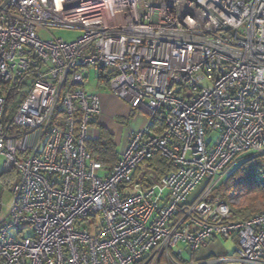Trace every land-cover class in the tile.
I'll return each instance as SVG.
<instances>
[{
    "label": "built area",
    "instance_id": "obj_1",
    "mask_svg": "<svg viewBox=\"0 0 264 264\" xmlns=\"http://www.w3.org/2000/svg\"><path fill=\"white\" fill-rule=\"evenodd\" d=\"M5 1L0 85H28L9 125L0 88L3 173L17 175L0 264H264V209L236 219L221 193L264 159V0ZM51 28L81 34L42 38ZM90 68L149 114L111 169L86 148L102 112ZM156 155L173 170L136 179ZM216 238L233 251L199 257Z\"/></svg>",
    "mask_w": 264,
    "mask_h": 264
},
{
    "label": "trees",
    "instance_id": "obj_2",
    "mask_svg": "<svg viewBox=\"0 0 264 264\" xmlns=\"http://www.w3.org/2000/svg\"><path fill=\"white\" fill-rule=\"evenodd\" d=\"M108 82V81H107ZM28 85L24 82L21 86H12L9 84L0 85L1 94L6 100L5 120L7 125L11 123V118L15 114L21 99V89ZM163 112H158L154 117L152 131L159 133L163 130ZM87 150L92 157L101 162L107 169H111L119 161V153L116 149L113 135L105 128H100V135L97 139H90L86 144ZM149 174L159 179L161 176L173 170L171 162L154 156L144 163ZM9 177L17 179L16 173H2L0 180L6 187L10 186ZM147 182L145 176L144 179ZM148 181H151L149 177ZM222 195L225 198H233L231 207L236 219H248L253 214L264 209V159L254 158L246 161L236 170L234 175L223 186Z\"/></svg>",
    "mask_w": 264,
    "mask_h": 264
},
{
    "label": "crops",
    "instance_id": "obj_3",
    "mask_svg": "<svg viewBox=\"0 0 264 264\" xmlns=\"http://www.w3.org/2000/svg\"><path fill=\"white\" fill-rule=\"evenodd\" d=\"M97 82L99 85L104 87L106 93L102 97L103 112H101V114L96 118L95 122L92 124V139H97L99 137L101 127L105 128L107 131L110 132V134L113 135L116 149L119 153L120 158L128 147L132 131L144 128V126H146L148 122L149 114L143 109H133L130 101L123 100L117 94L111 91L109 83L106 80L99 79L97 77ZM86 91L90 94H96L94 92L89 91L87 86ZM151 134L155 135L157 133L151 130ZM146 173H148V171ZM214 240H217V238ZM233 242L235 243V241ZM204 248L205 245L199 251L198 256H200V252L202 253V250ZM222 254L228 253H211L205 256H202L201 254L200 257Z\"/></svg>",
    "mask_w": 264,
    "mask_h": 264
},
{
    "label": "rangeland",
    "instance_id": "obj_4",
    "mask_svg": "<svg viewBox=\"0 0 264 264\" xmlns=\"http://www.w3.org/2000/svg\"><path fill=\"white\" fill-rule=\"evenodd\" d=\"M80 31L78 30H71V29H60V28H51L49 31L43 30L41 31V37L44 39L51 38V37H57V38H63L64 40H74L76 37L80 35ZM98 77V70L95 68H90L89 74H88V85L87 88L89 91L94 92L99 95L101 106H102V112H103V102L102 97L106 93L104 87L98 84L97 82ZM114 93V92H113ZM121 98V97H120ZM123 99V98H122ZM125 100V99H123ZM3 165H4V157L0 155V175L3 173ZM147 172V167L145 164L141 165L137 172H136V179L139 180V176H144V174ZM152 182L157 180V177L151 178ZM16 179L9 177V187H5L3 185V182L0 180V222L7 217L10 209V205L12 203L13 199V184L15 183ZM11 234L14 235V229L11 230ZM206 242L205 248L202 250V253L200 252V256H202L214 253V254H220V253H230L233 251L235 247V243L232 240H226L223 238H219L217 240H212ZM199 256V257H200Z\"/></svg>",
    "mask_w": 264,
    "mask_h": 264
},
{
    "label": "water",
    "instance_id": "obj_5",
    "mask_svg": "<svg viewBox=\"0 0 264 264\" xmlns=\"http://www.w3.org/2000/svg\"><path fill=\"white\" fill-rule=\"evenodd\" d=\"M7 2H8V0H7V1H5L4 5H5ZM0 176H1V175H0Z\"/></svg>",
    "mask_w": 264,
    "mask_h": 264
}]
</instances>
